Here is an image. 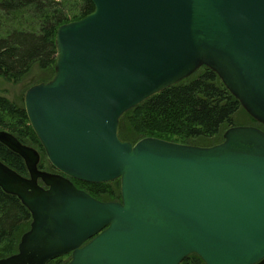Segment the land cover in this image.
<instances>
[{
  "label": "water",
  "instance_id": "obj_1",
  "mask_svg": "<svg viewBox=\"0 0 264 264\" xmlns=\"http://www.w3.org/2000/svg\"><path fill=\"white\" fill-rule=\"evenodd\" d=\"M56 34L54 78L25 95L52 167L0 131L25 177L0 160V188L32 214L0 264H264V130L239 126L198 147L119 137L121 118L203 67L264 126V0H91ZM121 181V201L78 189Z\"/></svg>",
  "mask_w": 264,
  "mask_h": 264
},
{
  "label": "trees",
  "instance_id": "obj_2",
  "mask_svg": "<svg viewBox=\"0 0 264 264\" xmlns=\"http://www.w3.org/2000/svg\"><path fill=\"white\" fill-rule=\"evenodd\" d=\"M94 12L91 0H0V78L17 84L35 66L54 73L58 59V29ZM244 113L247 112L242 104L218 75L203 67L125 114L120 120L119 137L135 143L145 138H158L185 145L192 141L214 142L215 146L223 141L226 131L241 126L237 117L244 118ZM248 118L251 126L264 130L263 125L251 116ZM0 131H7L23 144L39 150V168L54 170L46 165L42 145L25 110L1 95ZM0 160L19 174L29 176L24 160L2 144ZM72 181L78 189L97 200L121 201L120 180L107 184ZM31 223L32 214L21 200L0 188V259L18 252L21 238L30 230ZM70 260L68 255L49 264H68ZM181 264L205 262L193 254Z\"/></svg>",
  "mask_w": 264,
  "mask_h": 264
},
{
  "label": "rangeland",
  "instance_id": "obj_3",
  "mask_svg": "<svg viewBox=\"0 0 264 264\" xmlns=\"http://www.w3.org/2000/svg\"><path fill=\"white\" fill-rule=\"evenodd\" d=\"M54 75H55V71H54V73H52L51 71H47V70H44V69L40 68L39 66H35L31 70V72L28 75H26L17 84L9 82V81H7L4 78H0V95L2 97H4V98H7L9 101L14 103L18 107L23 108L25 110V112H26V109H25V95H26L27 91L29 89H31L32 87L36 86V85L50 82L54 78ZM247 115H248V113H244V118L237 117V119L239 120L238 121L239 125H241V126H251L250 125L251 122L249 121V118H248L250 116L249 115L247 116ZM223 140H224V135H223ZM124 142H127V141H124ZM170 142H172V141H170ZM130 143L135 144V142H131V141H130ZM174 143H176V142H174ZM221 143H219V144H221ZM187 145L208 148V147H213L214 142L192 141V142H190V144H187ZM216 145H218V144H216ZM32 148H34V147H32ZM34 149H36V148H34ZM43 151H44V149H43ZM45 160H46V165L47 166H49V165L52 166L50 164L49 160L47 159L46 154H45ZM45 171L56 173V172H54V170L53 171L52 170H45Z\"/></svg>",
  "mask_w": 264,
  "mask_h": 264
}]
</instances>
